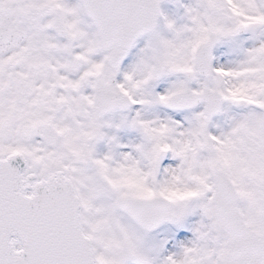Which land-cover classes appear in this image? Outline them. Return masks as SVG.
Returning a JSON list of instances; mask_svg holds the SVG:
<instances>
[{
	"label": "snow or ice",
	"instance_id": "snow-or-ice-1",
	"mask_svg": "<svg viewBox=\"0 0 264 264\" xmlns=\"http://www.w3.org/2000/svg\"><path fill=\"white\" fill-rule=\"evenodd\" d=\"M0 264H264V0H0Z\"/></svg>",
	"mask_w": 264,
	"mask_h": 264
}]
</instances>
